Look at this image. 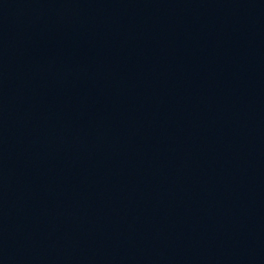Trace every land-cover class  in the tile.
Listing matches in <instances>:
<instances>
[{"label": "water", "instance_id": "obj_1", "mask_svg": "<svg viewBox=\"0 0 264 264\" xmlns=\"http://www.w3.org/2000/svg\"><path fill=\"white\" fill-rule=\"evenodd\" d=\"M0 264H264V0H0Z\"/></svg>", "mask_w": 264, "mask_h": 264}]
</instances>
